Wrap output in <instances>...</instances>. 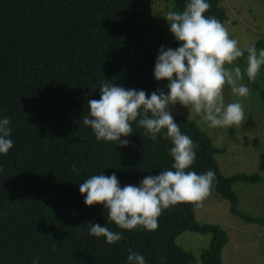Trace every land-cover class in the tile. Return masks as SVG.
Here are the masks:
<instances>
[{
    "label": "trees",
    "instance_id": "trees-1",
    "mask_svg": "<svg viewBox=\"0 0 264 264\" xmlns=\"http://www.w3.org/2000/svg\"><path fill=\"white\" fill-rule=\"evenodd\" d=\"M150 1L0 0V119H10L14 142L7 155H0V264H33L34 258L39 264H127L130 251L143 255L147 264H193L196 258L176 244L184 232L210 235L201 262L223 264L227 232L200 224L193 205L166 209L154 231H127L108 221L102 205L86 206L79 191L91 175L115 173L121 186L135 185L146 175L171 169L174 162L171 140L153 141L137 123L130 137H121L130 145L117 148L114 142L97 141L83 125L88 100L100 98L106 79L149 95L167 91L168 82H157L153 75L163 44L148 46L138 24ZM165 1L180 12L188 3ZM208 2L205 15L225 23L221 0ZM170 37L169 48H177L171 32ZM256 47L264 48V40ZM261 97L264 103V90ZM174 120L198 144L190 170L216 172L211 196L228 201L244 223L264 227V206L258 218L240 213L232 188L237 182H259L258 173L223 176L215 160L219 150L207 134L194 121ZM88 222L123 232V238L108 244L89 234Z\"/></svg>",
    "mask_w": 264,
    "mask_h": 264
},
{
    "label": "clouds",
    "instance_id": "clouds-1",
    "mask_svg": "<svg viewBox=\"0 0 264 264\" xmlns=\"http://www.w3.org/2000/svg\"><path fill=\"white\" fill-rule=\"evenodd\" d=\"M210 7L208 0H188L182 12H168L170 32L179 46L172 49L162 45L153 71L157 82H168L166 92L157 90L149 95L143 89H125L106 79L99 90L100 98L88 100L83 125L91 128L97 141L114 142L116 148L128 147L130 140L121 137H130L133 123H137L151 140L170 139L172 143L171 169L146 175L138 184L121 186L115 173L109 176L103 172L79 184L85 205H102L108 221L122 230L154 231L166 209L180 204L203 207L218 183L213 169L201 174L190 170L197 159L198 144L182 133L170 105L189 109L210 128L232 129L245 120L244 106L238 101L226 104L224 90L227 86L241 98L251 94L242 81L247 75L255 82L264 68V48L258 50L255 43L241 47L221 21L205 15ZM245 53L247 66L242 69L236 62ZM10 124L9 118L0 119V155H7L14 146ZM72 170L77 171L75 165ZM87 226L90 235L104 237L108 244L123 238V232L107 226L92 222ZM33 264H39V258H34ZM127 264H147V260L130 251Z\"/></svg>",
    "mask_w": 264,
    "mask_h": 264
},
{
    "label": "rangeland",
    "instance_id": "rangeland-1",
    "mask_svg": "<svg viewBox=\"0 0 264 264\" xmlns=\"http://www.w3.org/2000/svg\"><path fill=\"white\" fill-rule=\"evenodd\" d=\"M221 7L227 13L223 25L230 36L239 41L240 46L264 40V0H221ZM176 11L171 1L151 0L144 6L138 24L144 32L148 46L162 43L171 46L170 28L166 19L169 11ZM242 69L247 66V58L236 62ZM251 94L238 97L226 86L225 103L240 102L245 109V120L240 125L229 128H210L201 116L190 113L180 104L170 105L174 118L181 117L194 121L212 140L219 150L215 160L223 176L236 174L250 176L258 173L259 182L250 184L237 182L233 192L237 197L238 211L249 217L258 218L263 214L264 171L259 172L264 153V103L261 92L264 90V68L255 82L244 76ZM196 219L200 224L219 225L225 229L228 244L222 250L223 264H264V227L246 224L232 214L228 201L213 194L203 205L195 207ZM211 236L184 232L176 239V244L185 252L192 254L202 264L201 254L209 246Z\"/></svg>",
    "mask_w": 264,
    "mask_h": 264
}]
</instances>
